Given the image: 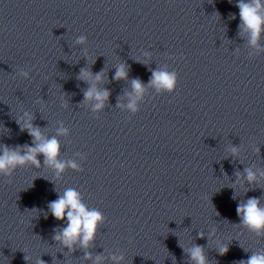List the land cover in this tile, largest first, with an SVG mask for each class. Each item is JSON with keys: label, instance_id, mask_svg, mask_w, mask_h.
I'll return each instance as SVG.
<instances>
[{"label": "clouds", "instance_id": "clouds-1", "mask_svg": "<svg viewBox=\"0 0 264 264\" xmlns=\"http://www.w3.org/2000/svg\"><path fill=\"white\" fill-rule=\"evenodd\" d=\"M231 2V0H229ZM239 8L240 27L243 31L250 34V44L256 46L262 33H264V3L262 0H239L236 4ZM218 15V13H217ZM235 19V16L231 17ZM87 38L80 36L77 39L78 44L86 43ZM105 71L101 70L98 73H92L90 70L81 69L78 79L88 84V87L83 92L84 100L81 102L92 103L93 111H100L104 109L111 93L107 89H101L99 84L103 82ZM25 79H30L27 71L19 73ZM116 81L128 79V69L125 64H120L113 76ZM177 85V75L175 72H168L163 70H152V75L146 86L140 79H133L131 81L132 93H129L130 103L127 105L132 112L137 111V101L142 99L146 91V87H154L158 92L161 90L169 93L174 92ZM120 106L119 103L117 105ZM67 107V104H64ZM25 120L21 126V131H26L32 137V144L17 145L10 147L5 144L0 147V173L11 177L13 172L18 168L28 163L39 168V156H43L44 163L51 166L57 175L63 173L66 167L78 169V165L74 161H61L60 143L55 138H46L41 129L32 121L34 115L25 112ZM17 123H21L20 120ZM58 135H67L68 129L61 126L57 130ZM232 156H237L239 149L233 145L230 149ZM258 151V149H257ZM246 179L251 184L256 182L257 175L250 168L245 169ZM239 176V173H237ZM264 176V172L260 173ZM7 183H11L9 180ZM234 198V197H233ZM48 210L51 215L58 221L67 220V226L55 231L53 240L60 242L66 249L71 252L76 251L78 244L81 249H87L95 239L97 228L103 221L102 214L93 209L89 210L81 201L80 194L74 189H67L62 196L48 204ZM237 216L240 217V223L254 232L258 237L264 236V207L261 206L259 198L253 197L247 199L246 202L240 203L236 208ZM219 215V213H217ZM47 219V214H45ZM203 238V233L200 234ZM131 242V241H130ZM219 255L223 256L228 251L227 245L218 247ZM246 251V250H245ZM247 252V251H246ZM192 264H209V260L205 255L204 248L199 245H193L187 252ZM27 258L25 257V260ZM85 259H91V253L85 252ZM114 261L119 262L123 257L113 256ZM101 257H96V264H99ZM37 264H44L42 259L37 261ZM237 264H264V251L252 252L250 257L246 260H240Z\"/></svg>", "mask_w": 264, "mask_h": 264}]
</instances>
